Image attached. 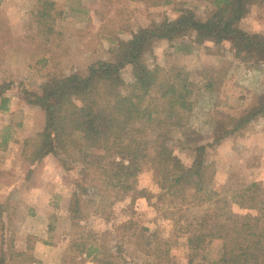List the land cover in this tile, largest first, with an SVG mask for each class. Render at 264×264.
Wrapping results in <instances>:
<instances>
[{
  "label": "rangeland",
  "instance_id": "obj_1",
  "mask_svg": "<svg viewBox=\"0 0 264 264\" xmlns=\"http://www.w3.org/2000/svg\"><path fill=\"white\" fill-rule=\"evenodd\" d=\"M89 3L97 9L88 21L63 18L68 11L58 5L63 13L55 32L49 34L36 19L37 0H0V84L6 88L9 108L0 109V202L11 200L10 214L0 218V228L3 226L6 240L13 238L17 250L33 257L29 264H172L168 257L172 262L187 263V234L177 224L179 218L185 215L197 220L200 231L209 234L215 227L219 196L257 181L264 197V116L220 138L244 108L264 98V53L237 56L231 39L217 46L199 41L195 31L185 38L188 46L182 47L181 39L157 41L146 53L149 66H183L202 90L189 129L162 128L152 121L146 136L153 145L172 147L176 161L183 165L201 160L214 165L216 175L205 191L206 201L172 213L158 209L156 197L133 200L127 194L122 199H108L106 209V197L101 201V194L91 188L83 197L94 199L91 210L99 212L78 218L75 223H79L72 225L70 205L76 199L77 182L84 179L80 166L66 170L53 154L34 164L27 160L24 140L41 138L45 113L27 102L23 90L39 92L54 74H83L95 61H116L118 55L107 49L112 45L109 37L120 27H130V33L120 36L129 40L131 31L165 18L173 20L184 8L193 9L200 20L213 12L210 0H113V17L106 23V0ZM117 16L120 20L111 22ZM242 26L264 33V8L253 6ZM123 76L133 81L131 65ZM138 181L140 187L159 193L149 163L143 164ZM233 209L246 212L237 205ZM79 238L95 249L90 256L71 250L72 240ZM159 241L169 244L160 247L167 253L162 257L155 251Z\"/></svg>",
  "mask_w": 264,
  "mask_h": 264
},
{
  "label": "trees",
  "instance_id": "obj_2",
  "mask_svg": "<svg viewBox=\"0 0 264 264\" xmlns=\"http://www.w3.org/2000/svg\"><path fill=\"white\" fill-rule=\"evenodd\" d=\"M37 1L40 29L54 33L63 11L53 0ZM210 2L213 12L206 20H200L193 9L184 8L173 20L165 18L137 31L130 30L129 40L112 35L110 51L118 55L116 61H95L83 74H54L39 92L23 90L27 102L45 113L41 138L24 140L27 160L34 164L53 154L66 170L80 166L84 179L77 182L76 199L70 205L72 225L79 223H75L78 218L99 212L91 210L96 205L94 199L83 197L91 188L101 194V201L106 197V209L108 199H122L127 194H132L133 200L156 197L157 208L172 213L184 206H201L206 201L205 191L216 175L214 165L205 160L183 165L176 161L172 147L153 145L146 136L147 125L152 121L162 128L189 129L202 89L183 66L150 67L146 53L162 39H181V46H188L185 38L191 31L197 33L199 41H211L217 46L231 39L237 56L264 53V33L242 26L253 6L264 8V0ZM117 21L118 16L111 20ZM129 29L120 27L116 32ZM128 65L132 66V82L123 76ZM5 91L0 84V109L7 111ZM260 116H264V98L244 108L220 138L241 131ZM144 163L150 164L160 185L157 194L139 186L138 175ZM9 202H0V218L10 214ZM263 203V191L254 181L218 197L216 223L209 234L200 231L197 220L183 215L177 224H182L187 234L188 262H172L169 257L167 260L172 264H264ZM234 205L246 212H235ZM99 207H103L102 202ZM0 231V264L33 261L31 255L15 248L13 238L6 240L3 226ZM162 245L169 246L164 241L156 243L158 257L166 253L161 250ZM71 250L90 256L95 249L79 238L72 240Z\"/></svg>",
  "mask_w": 264,
  "mask_h": 264
},
{
  "label": "crops",
  "instance_id": "obj_3",
  "mask_svg": "<svg viewBox=\"0 0 264 264\" xmlns=\"http://www.w3.org/2000/svg\"><path fill=\"white\" fill-rule=\"evenodd\" d=\"M53 1H55L58 5L63 6V8H66V10L68 11V15H67L66 11H64V14L62 15L63 18L65 16H68V17L72 16L78 20H87L88 21L92 17L91 16L92 12L97 9L96 6L94 7V6L90 5L89 0H53ZM112 3H113V0H106V23L108 22V20L110 21V19L113 17L111 15V11H110V8L112 7L111 6ZM119 18L120 17H118V21L120 20ZM99 20H100V22L103 21L102 15L100 16ZM106 29H107V26H106ZM124 33H130V32H128V31H119L118 32L117 31L115 34H118L119 37L120 36L123 37ZM129 35H131V34H129ZM109 48H110V43L108 45L107 51L109 50ZM64 55H67V53H64ZM107 56H106V58H107ZM66 57L67 56H65L64 58H66ZM64 58L62 59V62H64V60H65Z\"/></svg>",
  "mask_w": 264,
  "mask_h": 264
}]
</instances>
